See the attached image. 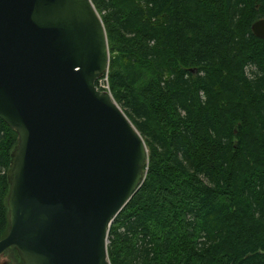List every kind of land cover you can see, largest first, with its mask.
<instances>
[{
	"label": "trees",
	"instance_id": "obj_1",
	"mask_svg": "<svg viewBox=\"0 0 264 264\" xmlns=\"http://www.w3.org/2000/svg\"><path fill=\"white\" fill-rule=\"evenodd\" d=\"M92 2L108 90L148 149L110 263L264 264V38L251 31L264 0ZM15 140L0 119V239Z\"/></svg>",
	"mask_w": 264,
	"mask_h": 264
},
{
	"label": "water",
	"instance_id": "obj_2",
	"mask_svg": "<svg viewBox=\"0 0 264 264\" xmlns=\"http://www.w3.org/2000/svg\"><path fill=\"white\" fill-rule=\"evenodd\" d=\"M251 31L264 38V17ZM108 64L92 0H0V119L16 132L0 256L111 264L109 228L145 178L148 149L96 87Z\"/></svg>",
	"mask_w": 264,
	"mask_h": 264
},
{
	"label": "built area",
	"instance_id": "obj_3",
	"mask_svg": "<svg viewBox=\"0 0 264 264\" xmlns=\"http://www.w3.org/2000/svg\"><path fill=\"white\" fill-rule=\"evenodd\" d=\"M96 87L100 90H108V79H107V75L106 72L96 81Z\"/></svg>",
	"mask_w": 264,
	"mask_h": 264
},
{
	"label": "flooded vegetation",
	"instance_id": "obj_4",
	"mask_svg": "<svg viewBox=\"0 0 264 264\" xmlns=\"http://www.w3.org/2000/svg\"><path fill=\"white\" fill-rule=\"evenodd\" d=\"M2 255H5V256L9 257V258H7V261L6 262H8V263L9 262H12V264H18V262L16 261V259H14V257L12 256L11 249H6ZM5 264H7V263H5Z\"/></svg>",
	"mask_w": 264,
	"mask_h": 264
},
{
	"label": "rangeland",
	"instance_id": "obj_5",
	"mask_svg": "<svg viewBox=\"0 0 264 264\" xmlns=\"http://www.w3.org/2000/svg\"><path fill=\"white\" fill-rule=\"evenodd\" d=\"M12 251V250H11ZM12 256L14 257V259H15V256H14V252L12 251ZM7 258H9V257H7V256H5V255H2L1 257H0V264H5V263H7V264H12V262H6L7 261ZM17 261V260H16Z\"/></svg>",
	"mask_w": 264,
	"mask_h": 264
}]
</instances>
